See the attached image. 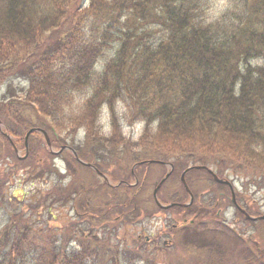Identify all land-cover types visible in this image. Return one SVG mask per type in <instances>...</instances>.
Here are the masks:
<instances>
[{
	"label": "trees",
	"instance_id": "trees-1",
	"mask_svg": "<svg viewBox=\"0 0 264 264\" xmlns=\"http://www.w3.org/2000/svg\"><path fill=\"white\" fill-rule=\"evenodd\" d=\"M209 4L0 0V89L7 90L0 97L5 125L0 129V216L6 212L8 218L0 223V264H134L137 259L103 242L102 229L94 244L109 253L95 246L65 252L73 237L64 232L42 234L56 241L55 250L37 252L29 214L51 198L24 209L8 203L6 194L10 181H22L23 172L45 175L49 152L39 139L25 161L15 152L35 126L45 129L54 145L84 129L91 140L125 142L135 158L160 151L243 171L264 191V0H228L217 19L210 17ZM103 110L109 115L108 138L102 134ZM155 121L158 126L151 124ZM125 125H140L142 131L136 137ZM6 204L13 211L3 209ZM247 224L260 235L264 255V227ZM228 237L230 245L246 239ZM207 248L220 264H238L236 259L248 264L244 248L221 253L217 241ZM249 262L259 264L252 257Z\"/></svg>",
	"mask_w": 264,
	"mask_h": 264
},
{
	"label": "rangeland",
	"instance_id": "rangeland-1",
	"mask_svg": "<svg viewBox=\"0 0 264 264\" xmlns=\"http://www.w3.org/2000/svg\"><path fill=\"white\" fill-rule=\"evenodd\" d=\"M228 5V0H212L210 2V17L212 19H217L220 15L221 12L226 10V7ZM106 122V119L104 120V123ZM48 159V158H47ZM123 166H126V162L123 164ZM24 178H23V184L20 183H15L11 190L9 189L7 191V197L9 199H12L13 201H19L21 204L25 203L30 195H34L36 190L38 188L41 189V193L45 190H49L53 187L52 185V178H47V175L43 176L41 179H36V177L32 176L31 181H27L28 174L27 172H24ZM231 179H234L236 181V185L238 187L239 192L244 195L245 190H244V184L247 185V199L250 200L251 202H258V204L261 206L262 211H264V192L263 191H255L253 187L249 185L247 182V176L246 175H239L236 177L234 174L231 172L227 174ZM40 193V195H41ZM13 194H17L16 196H13ZM233 213L232 210H228V214L231 215ZM8 221L7 214L6 212L2 213V216H0V223ZM35 221L39 223L40 219L35 218ZM40 224V231L44 233H48V224H47V216L44 215V217L41 220ZM154 232V229L151 228L150 234Z\"/></svg>",
	"mask_w": 264,
	"mask_h": 264
}]
</instances>
